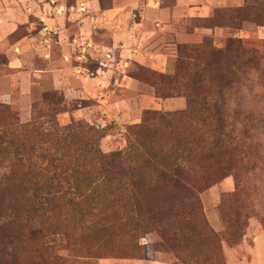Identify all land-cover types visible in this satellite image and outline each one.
I'll return each instance as SVG.
<instances>
[{
  "label": "rangeland",
  "instance_id": "374dc122",
  "mask_svg": "<svg viewBox=\"0 0 264 264\" xmlns=\"http://www.w3.org/2000/svg\"><path fill=\"white\" fill-rule=\"evenodd\" d=\"M21 5L0 16V264H264V0ZM97 149L123 155L121 197ZM92 164L94 212L121 221L88 229L61 204L48 238L18 235L35 189L44 204L57 173L73 192Z\"/></svg>",
  "mask_w": 264,
  "mask_h": 264
},
{
  "label": "trees",
  "instance_id": "16d2710c",
  "mask_svg": "<svg viewBox=\"0 0 264 264\" xmlns=\"http://www.w3.org/2000/svg\"><path fill=\"white\" fill-rule=\"evenodd\" d=\"M227 11V10H226ZM227 14H231V11H227ZM208 46V44H206ZM205 48V43L198 47L197 50ZM71 129H75V131L81 132L83 131V126L81 124H78L76 126L70 127ZM95 144V143H94ZM162 153V151L160 150ZM97 156H95L98 163L104 166L103 162L106 159H109V164L111 167V170L109 168L102 169L99 171L98 175L100 178L98 179L99 183L98 185H107L112 186L116 189L118 197H121L123 187L125 186V177L126 175L123 173V155L122 154H113L110 156H105L99 149L96 150ZM156 159V158H155ZM144 161L147 162L146 159ZM156 161V160H155ZM158 161V160H157ZM93 162V160H92ZM49 164L51 166H56L60 164H65L64 160L62 158H55L52 157L49 160ZM155 164V163H154ZM89 171H80L77 172V175L74 177V191L69 192L67 190H61V188H58L57 190L53 191L54 185L53 182H58V184H63L66 181H69L66 177H59L57 173L53 177H48L50 179V183L52 184L53 188H48L46 194L44 195V204L41 202L40 199V192H38L37 189L33 191V198L32 203L30 207H28V216H24L22 213L21 215L16 216V221L18 224V235L21 233H24V231L29 232L30 234L43 238H48L47 235L43 233L41 229L37 226V223L40 219H43L45 217L48 218L49 222V231H53L54 229L59 227V219L62 215V208L61 204H68L71 205V207L74 208L73 211H75L79 217H87L89 219V224L91 227H87L88 229H97V228H103L108 229L112 228L114 224L121 221V210L122 208L118 210V213L115 218L111 219V215L108 212V207L104 206V209L99 210V212L96 214L94 210H98L96 207H93V164L90 165ZM173 166L171 164H164L163 162H156V166L153 167L154 172L158 174V177L161 179L163 183H167L169 185H182L181 184V178L179 177L180 173L178 170H174L173 172L177 175L175 178L170 177V172L172 171ZM72 177V176H71ZM96 184V186H97ZM179 186V187H180ZM53 189V190H52ZM87 189H90V192L87 191ZM97 198V196H96ZM118 199V198H117ZM36 203V204H35ZM107 213V214H106ZM56 221L57 223H52L53 221Z\"/></svg>",
  "mask_w": 264,
  "mask_h": 264
},
{
  "label": "crops",
  "instance_id": "0c3cea01",
  "mask_svg": "<svg viewBox=\"0 0 264 264\" xmlns=\"http://www.w3.org/2000/svg\"><path fill=\"white\" fill-rule=\"evenodd\" d=\"M27 1H31V0H0V16L8 15L7 17L9 19H11V18L16 19L19 16L24 15V12L22 10L23 5H21V3L25 5V3ZM5 10L10 11V12L4 13L3 11H5ZM9 22H11V20ZM0 31H2L1 26H0ZM104 48L106 49L107 47H104ZM107 49H110V47ZM126 51H127V49H126ZM123 56L126 57L125 52H124ZM101 264H161V263L160 262L145 263V262H141V261L107 259V260L102 261Z\"/></svg>",
  "mask_w": 264,
  "mask_h": 264
}]
</instances>
